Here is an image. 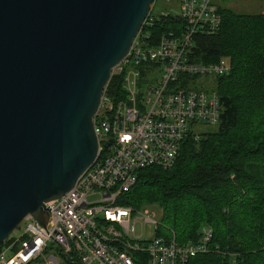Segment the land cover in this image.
<instances>
[{
	"label": "built area",
	"instance_id": "1",
	"mask_svg": "<svg viewBox=\"0 0 264 264\" xmlns=\"http://www.w3.org/2000/svg\"><path fill=\"white\" fill-rule=\"evenodd\" d=\"M172 1L155 0L144 25H153V16H159L153 14L158 2ZM177 2L183 27L164 34L155 46L141 29L112 70L93 120L99 143L96 162L69 192L45 204L46 226L32 215L25 218L22 236L14 234L21 224L0 247V264H143L142 256L145 264H191L210 252L211 228L203 227L197 242L179 243L158 233L161 223L146 208L134 211L117 204L142 170L171 168L186 139L199 141L221 121L217 81L229 75L230 65L200 63L193 57L195 38L215 33L222 15L214 0ZM113 77L121 79L118 95L110 86ZM200 77L215 78V88L196 89ZM140 221L156 227L154 240L136 237Z\"/></svg>",
	"mask_w": 264,
	"mask_h": 264
},
{
	"label": "water",
	"instance_id": "2",
	"mask_svg": "<svg viewBox=\"0 0 264 264\" xmlns=\"http://www.w3.org/2000/svg\"><path fill=\"white\" fill-rule=\"evenodd\" d=\"M155 0H0V247L99 155L94 117Z\"/></svg>",
	"mask_w": 264,
	"mask_h": 264
},
{
	"label": "trees",
	"instance_id": "3",
	"mask_svg": "<svg viewBox=\"0 0 264 264\" xmlns=\"http://www.w3.org/2000/svg\"><path fill=\"white\" fill-rule=\"evenodd\" d=\"M218 7L222 24L195 38L193 59L230 65L217 81L219 126L199 141L186 139L171 168L142 170L117 204L134 211L159 207L158 233L179 243L197 242L201 229L211 228L210 252L191 264H264V13ZM153 18L141 33L151 35V46L184 23L172 15ZM120 83L110 82L117 95Z\"/></svg>",
	"mask_w": 264,
	"mask_h": 264
},
{
	"label": "rangeland",
	"instance_id": "4",
	"mask_svg": "<svg viewBox=\"0 0 264 264\" xmlns=\"http://www.w3.org/2000/svg\"><path fill=\"white\" fill-rule=\"evenodd\" d=\"M215 4L220 5L223 8L230 9L237 14L253 15L264 13V0H214ZM181 9L179 8L177 0H173L170 4H164L158 2L157 6L153 8L154 15H160L162 12L167 14H173L178 16ZM225 64H228L227 61H224ZM215 78H205L200 77L195 81V88L204 91H211L215 88ZM208 130H214V128H207ZM90 202H94V199H90ZM145 209V208H144ZM146 211L151 214V218L157 222L162 220V211L157 206L146 207ZM144 215V213H143ZM24 224L21 226L20 231H16L14 234L17 237L22 236L20 233L23 230ZM155 226L149 224L138 222L136 224V237L142 238L144 241H152L155 238Z\"/></svg>",
	"mask_w": 264,
	"mask_h": 264
}]
</instances>
